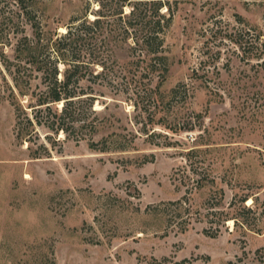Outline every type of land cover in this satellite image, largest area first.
<instances>
[{
    "label": "rangeland",
    "instance_id": "1",
    "mask_svg": "<svg viewBox=\"0 0 264 264\" xmlns=\"http://www.w3.org/2000/svg\"><path fill=\"white\" fill-rule=\"evenodd\" d=\"M88 3L0 0V264L264 258V0H184L165 36L169 72L139 77L130 65L128 90L98 87L97 149L87 131L66 138L43 125L23 143L1 53L13 58L32 36L23 7L65 33L94 18Z\"/></svg>",
    "mask_w": 264,
    "mask_h": 264
},
{
    "label": "trees",
    "instance_id": "2",
    "mask_svg": "<svg viewBox=\"0 0 264 264\" xmlns=\"http://www.w3.org/2000/svg\"><path fill=\"white\" fill-rule=\"evenodd\" d=\"M25 1L17 3L23 6ZM183 3L184 0H89L88 7L99 6L89 14L94 18L86 12L65 25V33L44 30L40 19L33 17L27 6L23 7L22 17L31 25L32 36L18 41L13 58L1 53L12 79L8 86L14 98L17 139L30 145L37 133L36 126L43 125L56 134L64 133L66 138H81L87 131L90 147L97 149L94 138L104 124L101 114L94 110L98 87L128 90L133 80L132 72L127 70L130 65L142 66L139 77L154 73L153 68L167 74L170 65L165 54V36ZM122 60L125 61L120 64ZM34 80L39 83L33 85ZM25 98L27 106L23 103ZM86 115L94 116L89 125L84 121ZM77 122L84 123L76 125ZM126 149L124 146L98 150ZM31 156L41 157L39 153ZM248 199L241 200L245 209ZM260 252L263 249L257 251V259L240 264H264Z\"/></svg>",
    "mask_w": 264,
    "mask_h": 264
},
{
    "label": "bare ground",
    "instance_id": "3",
    "mask_svg": "<svg viewBox=\"0 0 264 264\" xmlns=\"http://www.w3.org/2000/svg\"><path fill=\"white\" fill-rule=\"evenodd\" d=\"M61 30H62V31H65V29H64V28H62ZM250 203H251V200H249V204H250Z\"/></svg>",
    "mask_w": 264,
    "mask_h": 264
}]
</instances>
